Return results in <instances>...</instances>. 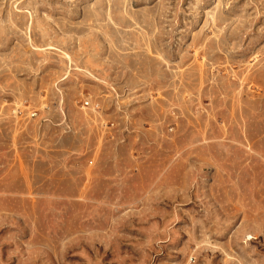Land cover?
Returning <instances> with one entry per match:
<instances>
[{
  "label": "rangeland",
  "instance_id": "obj_1",
  "mask_svg": "<svg viewBox=\"0 0 264 264\" xmlns=\"http://www.w3.org/2000/svg\"><path fill=\"white\" fill-rule=\"evenodd\" d=\"M0 264H264V0H0Z\"/></svg>",
  "mask_w": 264,
  "mask_h": 264
},
{
  "label": "built area",
  "instance_id": "obj_2",
  "mask_svg": "<svg viewBox=\"0 0 264 264\" xmlns=\"http://www.w3.org/2000/svg\"><path fill=\"white\" fill-rule=\"evenodd\" d=\"M85 104H87V102H85ZM31 116H33L34 114H30Z\"/></svg>",
  "mask_w": 264,
  "mask_h": 264
}]
</instances>
